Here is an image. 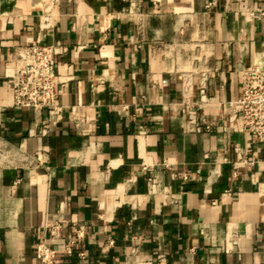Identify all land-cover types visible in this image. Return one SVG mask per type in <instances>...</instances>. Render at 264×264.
<instances>
[{
    "label": "crops",
    "instance_id": "0c3cea01",
    "mask_svg": "<svg viewBox=\"0 0 264 264\" xmlns=\"http://www.w3.org/2000/svg\"><path fill=\"white\" fill-rule=\"evenodd\" d=\"M257 10L264 0H0V264H39V241L54 264H264V143L227 114L241 72L264 67ZM30 43L62 49L56 114L12 105ZM203 69L216 71L202 82ZM235 148L255 164L235 167ZM72 224L82 259L63 251Z\"/></svg>",
    "mask_w": 264,
    "mask_h": 264
},
{
    "label": "built area",
    "instance_id": "2783aa9c",
    "mask_svg": "<svg viewBox=\"0 0 264 264\" xmlns=\"http://www.w3.org/2000/svg\"><path fill=\"white\" fill-rule=\"evenodd\" d=\"M256 12L264 16V11ZM61 52L62 49L57 45L41 43H30L16 50L10 80V94L14 107L32 109L37 113L50 109L56 114L58 110L56 85L68 78L66 72L56 70L55 60ZM215 71L216 69L201 70V81L207 80ZM240 83L238 97L227 103L228 121L238 122L243 132L254 135L256 141L264 143V67L254 64L243 70ZM199 93L201 95L204 93L203 88L199 90ZM205 129L209 127L205 126ZM234 152L241 155L235 167L255 164L254 159H246L243 156L241 149L235 148ZM42 156L37 153L33 157L37 167L43 165ZM262 165L264 167V159ZM59 230L60 225L52 226L49 230L50 236L58 239ZM82 237V227L72 224L71 235L63 247L64 253L82 259L83 252L77 250ZM56 255V250L44 241L36 243L34 256L39 264H54Z\"/></svg>",
    "mask_w": 264,
    "mask_h": 264
}]
</instances>
